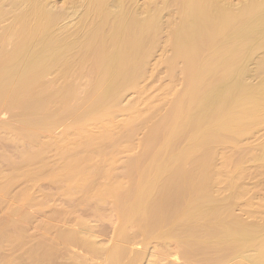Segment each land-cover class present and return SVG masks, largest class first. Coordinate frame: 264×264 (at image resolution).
<instances>
[{
  "label": "bare ground",
  "instance_id": "1",
  "mask_svg": "<svg viewBox=\"0 0 264 264\" xmlns=\"http://www.w3.org/2000/svg\"><path fill=\"white\" fill-rule=\"evenodd\" d=\"M78 1L56 7L52 0H0V23L10 18L0 31V49L7 47L0 58V110L10 114L22 104L24 118L14 128L8 123L9 130L34 145L17 163H10L8 176L0 175L2 205L11 186L19 178L26 180L24 190L13 195L16 207L6 211L7 220L0 218L7 221L0 223V248L7 249L0 264H25L24 257L17 258L18 263L11 256L19 249H26V258L34 257L36 264H45L42 261L55 253L42 240L30 247L23 226L32 213L43 214L39 209L45 204L35 201L26 184L35 181L36 186L45 176L53 183L65 182L63 191L69 196H84V205L97 199L112 204L120 226L109 249L98 250L83 222L79 229L65 226L58 231L63 244L85 248L109 264H139L143 259L142 252L129 247L136 238L127 231L133 225L146 241L177 246L187 264H264V135L256 134L264 130V0ZM68 22L75 29L66 28ZM162 31L168 35L162 53L172 52L169 69L183 66L182 93L165 112L142 121L140 128L117 127L110 122V109L119 105L121 90L138 84L140 68L157 48ZM50 72L64 79L62 85L35 86ZM74 73L85 79L83 84L72 81ZM217 82L226 84L216 88ZM23 86L28 89L21 93ZM137 111L131 113H141ZM98 115L107 116L101 125ZM67 119L72 121L70 131L56 141H41L45 131ZM128 128L147 131L140 155L128 164L127 181H114L116 167L107 163L113 160L94 168L87 165L94 154L105 160L101 155L109 154L110 141V153L118 152L121 139L127 138V146H132ZM94 142L101 146L91 151ZM49 152L57 162L44 159ZM215 154L221 156L219 166ZM94 173L98 180L91 178L89 186ZM212 175L224 186L209 190ZM257 175L262 181L252 191L240 183ZM237 210L252 220L244 221ZM53 213L47 218L67 220L68 211ZM185 216L187 221L177 224Z\"/></svg>",
  "mask_w": 264,
  "mask_h": 264
},
{
  "label": "rangeland",
  "instance_id": "2",
  "mask_svg": "<svg viewBox=\"0 0 264 264\" xmlns=\"http://www.w3.org/2000/svg\"><path fill=\"white\" fill-rule=\"evenodd\" d=\"M52 1L54 3H56L55 4L56 7H63L65 5H67V3H69V1L70 2H75V1L77 2V0H52ZM139 1H140L139 4L144 2L143 0H139ZM53 2H51V3L54 4ZM9 20H10V18L0 23V31H2L3 28L8 24ZM68 23H70V22H68ZM73 23L75 24V21ZM66 24L67 23H65V27L67 28V26H69L70 31L75 29L74 27L76 25L74 26V24H71V23L69 25L68 24L66 25ZM63 25L64 24H62V26ZM69 29H68V31H69ZM163 31L165 32V30H163ZM162 32L157 37V43H158V45L156 46L157 48H155L150 54H148V56H147L148 60L146 58L147 62H145L146 64H144L140 68V71H139L140 77L138 78L139 79L138 84L136 82V84H134L132 86H128L126 89L121 90L120 91V94H121L120 103H118L119 105H117V107H113L110 109L112 111H111V113L109 112V114H110L109 119H110V122L113 123V125L120 127V126H123L124 124H126V125H132V126H129V128H132L133 126L140 128V125L144 123L142 121H146L145 120L146 118L148 120L150 117H152L154 115L162 114L163 111L165 112L167 107L169 106V104H170L169 102H171V103L175 102L176 98L180 97V95L182 93V89H183V78H182L183 66L179 63V65L177 64L172 71L169 69L170 66L168 65V60H169V57L171 56L172 52L170 50H168L166 53H162V51H165V50H163V47H164L163 44L164 43L167 44V42H165V40L167 41L166 37L168 36L167 33H164V32L162 33ZM6 48L7 47L0 49V58L2 56L3 50ZM54 74H55L54 72L43 74L44 78L42 77L43 79L42 78L40 79V82H41V80L43 82H41V83L38 82V83H36L35 86L39 87V85L40 86L43 85V86L57 87L60 84L62 85V83L64 82V79L62 80L61 78L60 79L58 78L59 79L58 80L56 78V75L54 76ZM74 74H73V76L71 75L72 81L74 83L76 82V83L83 84L85 79L79 78L80 75H76V73H74ZM44 75H46V76H44ZM225 84H226V82H224V83L217 82L214 84V86L216 88H219V87L224 86ZM32 85L34 87V84H32ZM81 86H83V85H81ZM81 86H79L78 92H81V94H83L84 90L82 88L85 85L83 87H81ZM30 88H32V87H30ZM27 89H28V87L23 86V87H21V89L19 88V91L21 93H24ZM81 94L79 96H81ZM166 104H168V105H166ZM53 105L56 106V104H52V107H54ZM164 108H165V110H163ZM23 110H24V108H23L22 104L17 105L16 110H14L13 112H10V114H9V111H7V110L6 111L4 110L5 112H3V110H0V158L3 156L0 160V175L2 174L3 177H4V175L8 176V173L11 172L10 163L11 164H14V162L17 163L21 157L20 154L24 153L25 151H27V149H30L31 147L34 146L30 143H26L25 141L23 142V140L21 141L20 139L17 138L18 136L15 137L13 132H11L9 130L10 125L12 126V128H14L15 125H18V123H15V122H19L18 120L20 118H22V119L24 118V115H23L24 111ZM134 110L135 111L138 110L141 113L140 114L131 113V111L133 112ZM17 112L19 114H17ZM20 112H22V117L19 116V115H21ZM6 113H8V114H6ZM58 113L59 112L55 113L56 117L61 116V115L59 116ZM11 114H13V116H16V115L17 116L13 117ZM105 117H107V116L98 115V116H96V121H98L99 124L101 125L102 124L101 122H104L106 120ZM65 122H66V120L64 121V123L60 124L59 127L56 126L55 129L51 128V129H48L47 131H45L43 136H42L41 141H44L47 143H50V141L51 140L53 141V139H54V141H56V139H59L62 135H64V133L70 131L72 129V126H73L71 123L72 121H70V119L69 120L67 119V122L66 123ZM13 123H14V125H12ZM137 125H139V126H137ZM64 127H66V129ZM135 129L127 130V133L130 134L131 136H133L132 141L134 140L133 141L134 144H133V142H131L133 144L132 146L129 145L130 143H128L129 147L127 146V138H125L126 139L125 141H124V139H121V140H119L118 143H120V142L122 143V141H124V142L122 143V145L120 143L121 146L120 145L116 146L117 148H119L118 152H116L117 151V149H116L115 153L113 151H111V153H110V150H111L112 145H113V141H110V144L112 143V145L110 146V144H109V146L111 147L109 152H108L109 154L107 156L101 155L102 157H104L105 160H102L103 158H100L99 154L98 155L94 154L93 156L89 157V159L87 161V165L90 166V168H91L93 166L96 167L97 164L100 162L101 163L103 161L107 162L108 159H109V161L113 160V162H107V163H111V165H113V168L116 167L115 170H112V171H114V174L112 173V175H113L112 178H114V181H116V180H123V181L126 180L127 181V179H124V177L126 178L125 175L129 171L127 167H130L129 165L131 164V162L133 160H135L136 157L138 158V156L140 155L141 144H142V143L140 144V142L144 140V138H145L144 135L146 134L145 131H147L146 128H142L143 130L137 131L138 129H136L137 132H135ZM97 130L95 129L94 133H97L99 131V130L98 131ZM9 132H11V133H9ZM125 134H126V132H125ZM256 134H257V136L261 137L262 135H264V130H261ZM108 142H107V145H108ZM98 144L96 142L92 143L90 145L89 149H91V151L98 150V148L101 146V144H99L100 146ZM24 149H26V150H24ZM219 149L222 151L221 147H219ZM220 150L217 149L216 151H217V154L221 155ZM112 152L114 154H116L117 158L112 154ZM52 153H54V151ZM214 153H216V152H214ZM217 154H215L216 155L215 158H218L217 160H219V161L217 162L215 159L214 162H215L216 166H219L220 165L219 162H221L220 160H222V159H219V158H221V156L217 157ZM50 155L52 156V158H50L51 156L48 157V153H47V155L44 156V159L47 157V158L51 159L50 161L52 163H53V161H54V163L57 162V160L56 161L53 160V158H54L53 154L50 153ZM108 156L111 157L112 159H110ZM44 159H43L44 163L49 162V160H47L45 162ZM100 159L102 161H100ZM131 159H132V161H131ZM11 160H14V161L11 162ZM51 162L49 164H52ZM115 163H116V165H114ZM216 166L213 165V170H215ZM228 168H227V170H228ZM95 174L96 173H94V175ZM2 175H1V177H2ZM92 176L93 175H91V177L89 176V178H88L89 181H87V185L90 184L91 178L93 179L96 177V180H98L97 174L93 177ZM258 176L259 175H257V177L255 176L254 178L247 177L250 179L243 178L244 180L243 179H242V181L240 180L241 181L240 183L247 185L248 186L247 188H250L249 190L252 191L255 189L254 186H256L258 183H261V181H262L261 178H259ZM212 177H213V175H212ZM260 177H262V176H260ZM41 178H43V177H41ZM213 178H216L217 181L216 180L214 181ZM213 178H211V181H210L211 183H208L209 186H207V187L209 190L215 191V189H216L215 186H218L221 183L218 182L219 180L217 179V176H214ZM37 180H39V179H37ZM49 180H51V181H49ZM96 180H95V183H96ZM24 181H26V180H20V178H19L14 183V185L11 186L12 188H10L9 193H7L8 196L5 197L3 195V197H5L7 199L3 198L5 203L3 205L0 204L1 205L0 206V218H2L4 215H6L5 213H9L6 211L9 208L13 207L14 204H16V201L14 200L13 195L16 194L17 192H19V190L20 191L24 190V187H25V186L23 187V185L25 183ZM53 181H55V180L51 179L50 177L47 178L45 176L41 181H39V183L36 182V186L33 185L35 183V181H33L34 183H29V181H28V183L30 185L32 184L34 187L33 186L30 187V185H27L28 183L26 184V188H27V186H29L28 188H30V189H28V191H30L29 194L33 198L36 199L35 201H37V202L41 201L42 203L44 201V203H45V204H42L43 206H40V209H39L43 212V214L45 213L44 215L41 213L42 216L40 214H34L32 216V214H33L32 213L31 216L29 215V217H31V219L28 217L29 221L28 222L25 221L26 223L25 222L23 223L24 228L27 229V232H28V234H27V232H26V234L29 236L30 240L32 238V241H30V240H28V236L26 235L28 245L29 246L32 245V247L37 246L38 244H40L43 241L45 246L48 245L52 248V250L55 251V253H54L55 256L52 253V255L48 259L42 261V263L46 261L45 264L46 263L47 264H79V263H81V261H85L87 264H109L108 262L103 260V257L101 255H99L98 257L91 256L88 253V250L85 248H84L85 249L84 250V249H81L82 247L77 246L75 244H74L75 246L70 245V244H66V243L63 244L64 242H61V240L58 236V234H59L58 231H60V229L63 230L65 228V226L68 228L73 227L72 230L73 229L74 230L79 229L78 228L79 224L81 226L82 222H83L84 225H82V226L86 225L88 227V229L89 228L91 229V231H90L91 232L90 238L92 239L91 242H93V244H95V246L98 248L99 251H105V250L109 249L114 244L116 237H117V234H118V228L120 226L119 225L120 220L117 217L116 212H115L114 208L112 207V204H110L109 201H108V203L107 202H101L100 203V201L97 199V201H99L98 203H97V201L95 202L94 200H92V201H90L89 204L84 205V204H82V201L80 200V197H82V196L79 195L80 197H79V199H77L78 196L76 197V194H73V195H75L76 198L73 197V195H71L72 196V198H71V196H69V194L64 193L63 184L65 182L61 183L58 181V183L62 184V186H60V184L53 183ZM93 181L91 180V183L94 184ZM213 183H214V185H213ZM222 185L224 186V183H222ZM222 185H220V188L223 187ZM26 188H25V190H26ZM31 188H33V189H31ZM61 188H62V190L58 191ZM220 188L218 187V189H220ZM58 192H59V194H58ZM224 192H226V190ZM63 194H66V195L64 196ZM85 197L87 199H90V198H88L89 196L88 197L85 196ZM83 198H84V196L82 197V199ZM94 198L95 197L93 196V199ZM79 202H81V205ZM85 202L87 203V200H85ZM85 202H83V203H85ZM97 204H98V207H96ZM14 207H16V206H14ZM14 207L12 209H14ZM74 207L76 208V210ZM72 209H74V210L72 211ZM10 210L11 209H9L8 211H10ZM62 210H63V212L68 211V213L66 215L67 220L62 219L63 222H60L59 219H61V218L58 219L57 217L56 218L53 217L56 220H52V219L47 218V216L50 215L51 213L54 212L53 214H55L56 212L62 211ZM69 210H71V212ZM244 212H245L244 210H237L236 211L237 215L240 218H242L244 221L252 220V217H250L247 213H244ZM69 215H71L70 218L72 220L68 217ZM7 217L8 216H4L5 219ZM5 219L4 220L1 219L0 221H2V222H0V223H3V221H5L4 223H7V221H6L7 219L6 220ZM68 220H71V222L70 221L66 222ZM72 221H74L75 224L77 222V225H75V224L73 225L72 223H74V222H72ZM186 221H187V217L185 216L183 218H179L176 222H177V224H181V223H184ZM78 222H81V223H78ZM68 223H71L72 225L71 224L67 225ZM0 225H2V224H0ZM127 231L129 232V234H133V235L136 234L135 242L130 244V246H129L130 249L134 252H142L144 254L143 259L141 260V262L139 264H187V262L186 263L184 262V261H186L185 257H184V261H183V258H181L183 256H181V257L179 256L182 253L177 246H173L174 244L173 245L171 244L168 247L167 246L165 247V244L162 241H159V242L158 241H146L147 238H144L143 235L137 234L138 228H136V226H134V225L131 228L129 227V230L127 229ZM9 233L10 232H6V234H7L6 237L10 235ZM39 240L40 241L42 240V241L40 242ZM184 240L187 241L186 239H184ZM38 241H39V243H38ZM146 243H148V244H146ZM28 245H26L27 249L29 248V247H27ZM3 247L4 246H2V248H0V249H2V250H0V255L4 251L5 252L3 254L6 253L7 249H6V247H5V249H3ZM22 249H24V248H22ZM24 250H25V252L27 251L26 249H24ZM16 252L17 253L13 252V253H15L14 254L15 256H13V255H11V256L14 257L13 259L14 260L16 259L17 260L16 262H18V263L21 262L23 259V258L21 259L20 257H24L23 263L26 261L25 264H33L36 261V259H33L34 257H32L33 260L32 259L28 260L29 257L26 258L27 257L26 253L22 250L20 252V249L17 250ZM165 252H167V253H165ZM52 256H54L53 262L51 260ZM17 258H20L21 261H20V259L18 261ZM30 261H32V262L34 261V262L32 263ZM78 261H80V262L78 263ZM40 263H38V264H40ZM21 264H22V262H21ZM34 264H36V263H34Z\"/></svg>",
  "mask_w": 264,
  "mask_h": 264
}]
</instances>
